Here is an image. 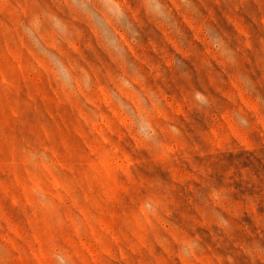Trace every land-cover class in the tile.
Listing matches in <instances>:
<instances>
[{
	"label": "rangeland",
	"instance_id": "obj_1",
	"mask_svg": "<svg viewBox=\"0 0 264 264\" xmlns=\"http://www.w3.org/2000/svg\"><path fill=\"white\" fill-rule=\"evenodd\" d=\"M0 264H264V0H0Z\"/></svg>",
	"mask_w": 264,
	"mask_h": 264
}]
</instances>
